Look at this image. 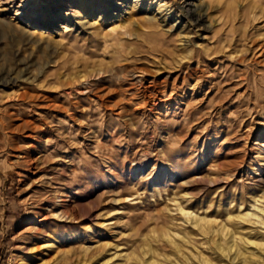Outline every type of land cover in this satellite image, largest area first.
I'll return each instance as SVG.
<instances>
[{"label":"rangeland","instance_id":"1","mask_svg":"<svg viewBox=\"0 0 264 264\" xmlns=\"http://www.w3.org/2000/svg\"><path fill=\"white\" fill-rule=\"evenodd\" d=\"M182 6L209 7V27ZM163 42L193 46L183 70L158 62ZM250 45L264 47V0H0V264L26 258L41 219L70 262L164 261L189 236L195 264H236L216 246L232 234L260 259L264 225L247 216L264 208V56Z\"/></svg>","mask_w":264,"mask_h":264},{"label":"bare ground","instance_id":"2","mask_svg":"<svg viewBox=\"0 0 264 264\" xmlns=\"http://www.w3.org/2000/svg\"><path fill=\"white\" fill-rule=\"evenodd\" d=\"M181 8L183 9V15H184L185 19H187V21L191 25H201V26H203L205 28L206 27H209V24H208L209 23L208 22V20H209L208 19V11L210 10L209 7H207V6H195V7H192V8L185 9V7L182 6ZM206 19H207V21H204ZM189 40L187 39V41L185 42V44H190L189 43L190 42ZM106 41H107V39H106ZM214 43L215 44H217V43L219 44L220 43L219 44V47H218V50L220 52L229 53V51H230V54H228V55H236V52L230 50L231 45H229L228 42H227V40H225L224 38H222L220 35L217 38V41L216 42L214 41ZM179 45H176L174 47V45L172 43H170V42H163L161 44V48L159 50H157V52H158L157 55H159V56H156V57L159 58L158 62L161 63V64H167V60L166 59L171 58L172 61H174L177 64L176 66L179 67L180 70H183V67H182V64L184 63L183 60L188 59V58L189 59L191 58L190 56L193 55V49L194 48H193V46H190V45L188 47L186 46L187 48H184V47H181L180 48L181 45L180 46ZM197 46H199V45H197ZM201 48H202V51L198 52V58L196 57L197 58V64L198 65L201 64V60L202 59L200 60V58H201L200 55H203V53H202L203 51L207 52L208 54H209V52L213 51L212 48H208L207 46H201ZM245 50L246 51L250 50V52L252 53L251 55H259L261 57L264 56V47L261 46V45L260 46H251L250 45ZM243 51H244V49H241L240 50V52H243ZM209 56H215V55H209ZM155 62H157V61H155ZM86 66H88V65L86 64ZM202 66H204V65H202ZM206 66H207V64H206ZM214 70L215 71L212 74L209 73V74H206V75H209L208 77H211V78H214V79H219L220 76H218L217 69H214ZM133 71H135V70H133ZM195 71H197L196 68L193 69L191 67V65H189L187 67L186 73L193 74ZM231 71H233V70H231ZM114 72H116V71H114ZM229 72H230V70H229ZM116 73H118V72H116ZM145 74H146V72L144 70L135 71V75H137L138 77H144ZM227 74H229V73H227ZM222 75H224V74H222ZM205 76L203 75L202 77H205ZM227 77H228V75H227ZM230 77H228V78H230ZM189 78H191V77H189ZM180 79H181L180 76L177 75L174 78L173 82H172L173 85L174 86H179L181 88L182 87L185 88L186 81H187V77L186 76L183 77V80L182 81H180ZM241 79H243V77ZM200 82H201V80L198 78L197 81H196V84L193 87H191V88H196ZM199 88L197 87V89H199ZM79 91H80V89H79ZM251 99H252V97H251ZM254 100H253V102H254ZM261 101L264 102V99H261ZM254 103H256V102H254ZM254 105L256 106V104H254ZM29 136H31V135H29ZM32 146H34V145H31V147ZM28 148H29V146H28ZM28 151H30V150H28ZM41 158H42L41 156H38L36 159L39 160ZM34 159H35V157H34ZM36 201L37 200L33 201V204H35ZM36 206L37 205H35V208H37ZM179 207H180V205H179ZM255 207L257 208V210L260 213H255V211L254 212H250L249 215L247 214L248 215L247 218H249V219H255V220H257L258 223H261V224L264 225V208L259 207L257 204H255ZM180 210H181L180 212H182V215H184L187 218L191 219L195 224H204V226H206V224L209 225V224L214 223V221L202 220V219H199V218L195 217V215H192V212L191 211L187 210L183 206L180 208ZM258 211H256V212H258ZM33 213L35 215H40V214L42 215V212L41 211L33 210ZM42 220L43 219L40 220V225L38 227L31 228V229H28L26 231L27 234H28V236H27L28 242H26L28 244V248L26 250L27 254H25L26 255V258H21L19 260L16 259V260H14V262L12 264H48V261L49 260H46V257H47V255H49L51 253H55L54 255H58V258L56 257L57 258V261H56L55 264H87L90 261V258H87L86 257V254H83V250H81L82 257H78L76 259V261H74V262L68 261V256L66 255L67 253H65L62 250H60L62 248H60V246L55 242V240H54L55 238H53L52 235H49L50 233L49 234H44L46 230L43 232V228H44L43 224H44V222ZM211 227H210L209 230H206V232H203V234L206 235L210 240H214V237L216 235L221 236L223 239L225 238V240L227 239L226 238V234L224 235V233H222V234L217 233L216 232V229L214 227L213 228H211ZM214 229H215V231H214ZM211 231H213L214 233H212ZM188 237L189 236L182 238L183 239V243H179L177 241H173L172 243H170L172 245V247L171 246L170 247L173 250L172 251L170 249H168V250H170V252H172V254H174L173 257L164 256L166 259L164 261L163 260H160L159 261V260L154 259V257L149 256L150 259L149 260L147 259L148 260V264H153V263H155L157 261H159L160 264H176V262L179 263V264H183L182 263V260H185L186 262H188V264H195V260L193 258L194 253H193V249L191 248L192 241ZM230 238L231 239L227 243L226 246L223 245L222 243H218L216 245L217 246V249L219 250V252L221 253V255H223V256H225L227 258H230V260L233 261V262H237L238 263L240 261H243V262H241L242 264H246L247 262H250V263L251 262H256V263H260V264L264 263V250L261 251V253L258 255V257H260V259L252 258V257H246V255H245L246 252L243 250V247H241V245L238 243V240L239 239L235 236V234H232L230 236ZM243 238H245V237H243ZM247 241H250V240H247ZM250 243H252V242H250ZM109 251H110L109 249L106 252H104V250L103 251L100 250V260H98L97 262H100V264H121V263H117V259L119 257H122V259H123L124 258V254L118 253L116 251H114L113 253H110L109 254L110 255V258H108V259L105 260V258L107 256V253ZM86 252H87V250H86ZM155 252H157V251H155L154 249L151 250L150 252H148L147 250H145V252L143 254H144V256L147 255V254H151L153 256V254ZM125 256L127 257V255H125ZM241 259H243V260H241ZM91 261H93V259H91ZM125 261H126V259H125ZM200 262H202L204 264H213L209 259H205V258L200 259Z\"/></svg>","mask_w":264,"mask_h":264}]
</instances>
